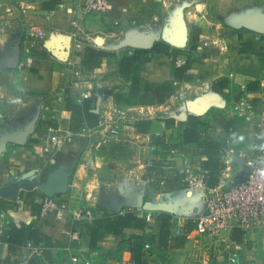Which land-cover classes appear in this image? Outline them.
<instances>
[{
	"label": "crops",
	"instance_id": "1",
	"mask_svg": "<svg viewBox=\"0 0 264 264\" xmlns=\"http://www.w3.org/2000/svg\"><path fill=\"white\" fill-rule=\"evenodd\" d=\"M48 1L0 0V190L5 191L0 193V222L7 231L23 223L36 225L49 238L40 245L28 241L16 252L1 240L0 260L39 263L33 253L45 246L56 250L43 261L64 264L65 253L71 264L69 245L74 252L86 253L92 264H117L122 257L144 264L157 250L170 257L181 254L194 229L183 247L155 246L161 211H153L147 231L132 227L98 250H90L85 242L75 246L70 231L84 211L117 213L151 201L171 205L175 236L205 210V188L184 181L187 165L210 177L223 163L215 187L236 180L240 170L232 155L258 151V123L264 112V32L236 23L264 13V0L229 4L225 17L214 14L215 4L204 0H109L99 13H85L82 0H57L50 9L44 5ZM182 25L187 37L178 45L174 40ZM32 27L45 33L33 47ZM63 35L71 36L67 60L46 47L52 37L62 43ZM98 36L102 44L96 43ZM132 40L165 41L171 48L145 63L133 61L123 74L120 58L140 49L128 44ZM89 46L110 54L90 68L84 65ZM172 48L179 50L175 59ZM189 59L193 63L188 79L175 78V66ZM155 83H172L173 90L164 102L152 104L146 98ZM68 96L78 105L94 97L90 109L99 115V124L88 128L81 111L67 106ZM241 101L248 106L236 108ZM195 106L204 111L193 112ZM114 120L121 126L119 139L103 144L101 133ZM141 120L147 122L138 130ZM58 127L72 132L71 139L45 152L43 144ZM88 129L97 146L81 152ZM148 161L157 165L149 166ZM208 161L211 167L204 164ZM59 167L68 173L67 190L57 194L59 208L45 217L33 213L29 192L40 201V186ZM147 234H152L153 243L145 236L139 243L138 236Z\"/></svg>",
	"mask_w": 264,
	"mask_h": 264
},
{
	"label": "built area",
	"instance_id": "2",
	"mask_svg": "<svg viewBox=\"0 0 264 264\" xmlns=\"http://www.w3.org/2000/svg\"><path fill=\"white\" fill-rule=\"evenodd\" d=\"M83 10L85 13L104 12L109 6V0H82ZM32 36L30 42L33 47L36 44L37 37H43L44 31L32 27ZM248 106V102L241 101L236 108ZM250 113L254 109L249 108ZM258 131L261 136V142L258 151L254 153H241L244 157L245 164L250 167V170L245 176L243 182L236 183L233 186L220 188H209L207 186L208 172L203 171L197 173L190 166L184 169V181L190 187L205 188V210L195 219V228L193 233L201 235H209L214 238H219L223 233L240 229L244 233L248 231H264V112L261 116V121L258 123ZM121 133V126L117 120L106 125V132L101 133V141L103 144L111 143L118 140ZM72 132L61 128H52L48 141L43 144L45 152H52L65 145L71 138ZM84 147L85 150H94L97 146L94 134L90 129L86 134ZM149 166H156L153 161H148ZM60 199L58 195H44L41 199V215L43 217L50 215L59 208ZM137 213H140L146 220H151L153 211H147L142 207L135 208ZM93 214L90 211H84L77 220H91ZM7 226L0 222V242L3 236H6ZM71 243L80 240L79 230L72 229L70 231ZM232 241V240H231ZM235 248H240L241 243L233 242ZM71 264H92L90 257L86 253L74 252L69 245ZM35 251H38L37 249ZM40 254V253H38ZM228 259L231 264L237 263L236 255L230 254ZM0 264H11L0 260ZM42 264H50V261L44 260ZM117 264H141L135 258L122 257L117 261Z\"/></svg>",
	"mask_w": 264,
	"mask_h": 264
},
{
	"label": "trees",
	"instance_id": "3",
	"mask_svg": "<svg viewBox=\"0 0 264 264\" xmlns=\"http://www.w3.org/2000/svg\"><path fill=\"white\" fill-rule=\"evenodd\" d=\"M57 0H50L45 2L46 8L50 9L54 7ZM198 27H195V33H197ZM170 45L165 41H157L151 48H140L137 49L131 56H123L119 61V70L121 73H127L130 65L133 61H137L139 64L142 62L150 61L151 57L156 53H166L170 51ZM171 53L174 57L179 53L177 48H172ZM110 53L108 51L98 49L93 46H89L84 55V65L92 68L97 67L101 64L103 57L108 56ZM151 54V55H150ZM192 60H187L182 66H175L174 76L177 79H188V74L191 72ZM173 90L172 83L166 84H153L152 90L149 92L150 97L146 98V101L154 104L161 103L166 100L169 93ZM95 98L90 97L85 99L81 105L73 104L72 97H67V106H70L74 111H81L85 125L88 128H93L97 126L100 122V117L94 113L90 108L95 106ZM147 121H138L136 123L137 129L142 130L143 124ZM188 138V137H187ZM206 166L211 167L209 161L204 163ZM223 163H218L217 167L212 171L209 179L207 180V186L214 187L219 182L220 172L218 170L222 169ZM170 188V187H168ZM28 198L31 204L33 213L41 215V199L43 194H40L41 199L35 202V192L31 191L28 194ZM31 196V197H30ZM172 218L173 215L170 212L161 211L157 216V225L159 226V237L155 246L162 248H178L183 247L186 244L188 234L195 228V220L187 221L181 234H172ZM148 222L145 217L140 216L135 208H128L122 212L109 213L106 210H102L100 214L94 213L91 220L80 219L74 221V229L79 230L80 240L74 243L75 246H80L82 241H84L90 250H98L106 245L110 239H116L123 233L129 232L132 227L139 231H147ZM145 236V237H144ZM139 243L144 238L150 239L153 243L152 234L140 235ZM11 248L12 252H16L18 249L28 241H33L37 245L45 243L48 238L43 232H41L40 227L36 225H30L23 223L20 226H14L9 231H7L6 236L2 237ZM230 238L233 242L241 243L244 241V232L240 229H233L231 231ZM222 260L219 257L213 259L212 264H231L229 259L225 256ZM248 260L244 263L246 264ZM237 264V263H236Z\"/></svg>",
	"mask_w": 264,
	"mask_h": 264
},
{
	"label": "rangeland",
	"instance_id": "4",
	"mask_svg": "<svg viewBox=\"0 0 264 264\" xmlns=\"http://www.w3.org/2000/svg\"><path fill=\"white\" fill-rule=\"evenodd\" d=\"M204 1L213 2L215 4L214 7H212L213 13L221 17H225L229 14L227 11V8L230 6L229 4L239 2V0ZM235 9L237 8L233 6L232 11L235 12ZM83 245H85L84 241H82L81 247ZM41 249L42 250L34 251L33 256L37 255L36 259H39V263L34 261L33 264H42L43 257L47 256L51 258L52 252L56 250L55 248H46L45 246H42ZM230 254L236 255L237 264L244 263L246 260H248L246 264H264V231L245 232L244 241L241 242L240 248H235L233 246L230 232L223 233L219 238L192 233L187 248H184L181 254L180 252H175L172 254L173 256L170 257L171 254L167 253L166 255L162 250H157L146 258L144 264H212L213 259L219 257V260H222L224 258L223 256L226 255L228 258ZM62 262L68 264L67 254L65 253Z\"/></svg>",
	"mask_w": 264,
	"mask_h": 264
},
{
	"label": "water",
	"instance_id": "5",
	"mask_svg": "<svg viewBox=\"0 0 264 264\" xmlns=\"http://www.w3.org/2000/svg\"><path fill=\"white\" fill-rule=\"evenodd\" d=\"M236 25H243L249 29H253V30H256L262 33L264 32V13L257 12L255 14L245 16L244 18L238 20ZM180 29H181V32H180L181 34L179 36V39L182 36L183 37L182 41L179 42L178 40H174V42L177 43L178 45H183L185 44L186 37H187L186 26L182 25ZM63 36H64V39L62 43L56 42L55 38L52 37L51 40L47 41L46 47L53 53V55L57 56L59 59L67 60L70 54V49H71V36L69 35H63ZM96 43L102 44V38L100 36L96 38ZM128 44L133 45L136 48H151L154 45L152 41L150 40H147V41L146 40L145 41L144 40L143 41L132 40ZM192 111L196 113H202L204 111V107L195 106L192 108ZM232 159L237 162L240 173L233 183H230L227 186L220 187V188L230 187V186L235 185L236 183L243 182L245 180L246 174L250 170V167L245 164V159L243 156L238 155V154L232 155ZM67 178H68V173L64 170L63 167H59L50 173L48 181L44 183L43 185H41L39 189L42 194L48 195V196L63 193L67 190V183H66ZM0 193H5V191L0 190ZM195 198H198V197H195ZM133 206L134 208L142 207L143 209L147 211H166V212L172 211L171 205L167 203H162V202L156 203V202L147 201L145 203L140 202ZM201 213L199 215H201Z\"/></svg>",
	"mask_w": 264,
	"mask_h": 264
},
{
	"label": "bare ground",
	"instance_id": "6",
	"mask_svg": "<svg viewBox=\"0 0 264 264\" xmlns=\"http://www.w3.org/2000/svg\"><path fill=\"white\" fill-rule=\"evenodd\" d=\"M182 38H183V37L181 36V38H180V39H178V41H179V42H180V41H182Z\"/></svg>",
	"mask_w": 264,
	"mask_h": 264
}]
</instances>
